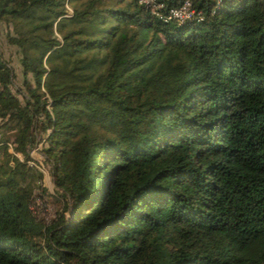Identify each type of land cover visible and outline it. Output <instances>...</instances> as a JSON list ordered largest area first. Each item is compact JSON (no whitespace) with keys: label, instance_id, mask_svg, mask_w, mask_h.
Segmentation results:
<instances>
[{"label":"trees","instance_id":"1","mask_svg":"<svg viewBox=\"0 0 264 264\" xmlns=\"http://www.w3.org/2000/svg\"><path fill=\"white\" fill-rule=\"evenodd\" d=\"M181 1L0 0V264H264V0Z\"/></svg>","mask_w":264,"mask_h":264},{"label":"rangeland","instance_id":"2","mask_svg":"<svg viewBox=\"0 0 264 264\" xmlns=\"http://www.w3.org/2000/svg\"><path fill=\"white\" fill-rule=\"evenodd\" d=\"M10 29V26L3 21H0V52L2 53L4 59L8 61V63L12 66L15 72L14 81L19 83L21 77L18 52L16 47L7 42L5 34ZM41 140L37 136V142L33 146L36 149L29 150L30 160L29 162H33L38 165V170L41 173L40 182L41 185L45 187L46 193H43V197L36 198L35 206L33 211L35 214L41 218L46 223L51 219L56 218L58 216V212L60 210L61 201L60 196L57 195L56 191L53 188L52 181L49 175L48 163L43 159L42 153L40 151ZM11 150V148H9ZM20 156V155H19ZM21 158V156H20Z\"/></svg>","mask_w":264,"mask_h":264},{"label":"built area","instance_id":"3","mask_svg":"<svg viewBox=\"0 0 264 264\" xmlns=\"http://www.w3.org/2000/svg\"><path fill=\"white\" fill-rule=\"evenodd\" d=\"M139 2L141 3H146L148 5H150L151 7V10L155 13V14H158L159 16H161L159 13H158V9L159 8H162L164 6V2L165 0H138ZM193 13V9L191 7V2L190 0H182L178 5L176 6H166V12L164 14V18L166 19H170V18H173V19H183V18H187L189 17L191 14ZM7 144V148L9 151L13 152V143L10 142V141H7L6 142ZM40 144V143H39ZM35 145V144H34ZM11 148V150L9 149ZM32 150L36 149V147L33 148V146L31 147ZM30 148V149H31ZM29 149V150H30ZM14 154L20 158L19 154L18 153H15ZM29 164L35 166L36 168H38V165H36L35 163L33 162H29Z\"/></svg>","mask_w":264,"mask_h":264}]
</instances>
